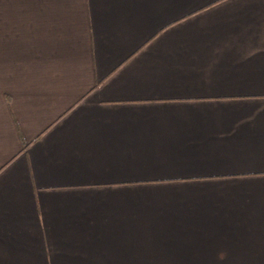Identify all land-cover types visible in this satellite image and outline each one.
Instances as JSON below:
<instances>
[{"label":"crops","instance_id":"obj_1","mask_svg":"<svg viewBox=\"0 0 264 264\" xmlns=\"http://www.w3.org/2000/svg\"><path fill=\"white\" fill-rule=\"evenodd\" d=\"M0 264H264V0H0Z\"/></svg>","mask_w":264,"mask_h":264}]
</instances>
